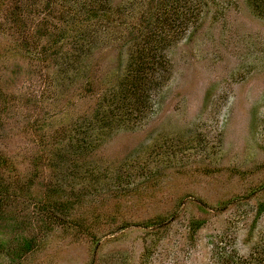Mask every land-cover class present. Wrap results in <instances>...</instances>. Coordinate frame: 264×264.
Wrapping results in <instances>:
<instances>
[{
  "label": "trees",
  "instance_id": "obj_1",
  "mask_svg": "<svg viewBox=\"0 0 264 264\" xmlns=\"http://www.w3.org/2000/svg\"><path fill=\"white\" fill-rule=\"evenodd\" d=\"M123 1L0 0V130L5 120L14 118L8 111L12 104L19 112L26 106L39 108L20 127L26 137H35L31 139L34 145H28L22 155V162L31 165L29 170L23 173L13 155L0 148V257L8 264H47L37 254L46 251V244L59 231L70 230L73 242L88 237L97 247L109 223L121 229L138 226L130 211L155 208L167 190L162 179L168 172L182 179L191 175L185 162L173 163L175 152L156 154L168 143L159 148L153 145L147 158L125 159L116 168L100 159L114 131L131 130L150 112L156 90L168 78L167 50L184 38L190 25L200 26L203 12L198 0H148L142 7ZM247 1L254 13H264V0ZM108 34L110 42L122 41L127 60L112 84L107 73L100 85L93 52ZM20 61L29 65L28 74L42 75V69L45 73V68L52 69L45 74L39 95L20 96V90H6L8 83L17 84L16 70L8 77L10 64ZM83 92L91 102L77 110L78 98L86 99L81 97ZM74 100L73 106L59 114L58 108ZM235 172L238 180L252 174ZM249 184L242 188L243 196L233 195L219 206L264 196V180ZM185 198L187 190L178 196L179 203ZM179 203L148 216L140 225L156 227L158 240L177 215ZM262 213L264 200L258 205V215ZM204 222L194 221L193 232ZM256 250L253 258L238 257L232 262L264 264V247ZM142 257L147 263L148 255ZM225 261L231 263L228 258Z\"/></svg>",
  "mask_w": 264,
  "mask_h": 264
},
{
  "label": "rangeland",
  "instance_id": "obj_2",
  "mask_svg": "<svg viewBox=\"0 0 264 264\" xmlns=\"http://www.w3.org/2000/svg\"><path fill=\"white\" fill-rule=\"evenodd\" d=\"M198 1L203 9L200 26L190 25L184 38L167 50L168 78L156 90L150 112L131 130L114 131L99 154L105 165L116 168L125 159L147 158L153 145L159 148L168 143L170 146L156 154L175 152L173 163L185 162L191 175L182 179L168 172L162 179L167 189L161 194L162 203L154 204V209L141 205L130 211L138 226L121 229L109 223L103 228L108 232L99 235L97 247L88 237L73 242L70 230L55 232L46 251L37 254L40 261L48 264L50 257V264H227L228 258L232 264L238 257L253 258L257 246L264 247V213L258 215L264 196L245 199L240 205L219 206L233 195L243 196L250 181L264 180V13H254L247 0ZM123 2L142 7L149 1ZM104 38L93 52L100 85L107 73L112 84L127 60L122 41L110 42L109 34ZM20 63L10 64L8 77L16 70L17 84L8 83L6 90H20V96L39 95L44 76L52 69L45 68L46 73L42 69V75L28 74L29 65ZM78 99L77 110L91 102ZM75 103L58 108L59 114ZM10 107L14 118L2 125L0 148L12 154L25 173L31 165L22 162V155L28 145H34L31 139L35 137H26L20 127L39 108L26 106L19 112L15 104ZM237 170L252 174L238 180ZM175 187L179 189L171 191ZM186 190L187 198L179 203L178 196ZM177 203V215L158 240L156 227L140 225L148 216L167 212ZM199 220L205 222L193 232L197 227L193 222ZM8 263L0 257V264Z\"/></svg>",
  "mask_w": 264,
  "mask_h": 264
}]
</instances>
